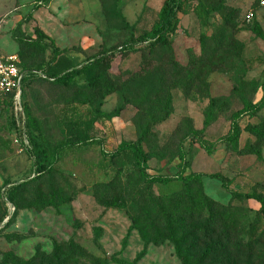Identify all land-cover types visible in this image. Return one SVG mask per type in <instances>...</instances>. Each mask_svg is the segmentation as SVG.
Segmentation results:
<instances>
[{
	"label": "rangeland",
	"instance_id": "374dc122",
	"mask_svg": "<svg viewBox=\"0 0 264 264\" xmlns=\"http://www.w3.org/2000/svg\"><path fill=\"white\" fill-rule=\"evenodd\" d=\"M198 1L181 0L185 13L178 15V31L162 45L138 39L158 23L166 0H0V55L45 67L55 47L76 65L60 82L27 84L24 100L42 137L32 119L27 131L10 109L0 108V264L34 258L35 264H50L59 246L61 261L71 254L72 264H182L168 239L146 242L137 231L130 232L126 210L96 202L95 185L111 176L103 167L100 145L53 156L55 146L67 138L70 118L86 120L96 112L111 116L95 124L106 150L137 141L140 123H146L149 174L202 175L204 195L218 206L214 218L202 222L216 226L209 229L213 236H201L197 259L211 246L215 250L206 264H264V239L251 251L247 247L254 229L258 235L264 231L261 205L232 194H264V144L247 129L264 122V104L237 118L241 134L236 148L225 139L234 115L264 100V8L258 0H203L213 8L203 25L194 13ZM91 65L113 92L103 96V89L91 86L87 71L92 70L86 69ZM144 98L149 101L143 103ZM214 102V117L206 125ZM50 164L53 170L48 171ZM215 174L230 181L229 190L210 177ZM23 184L19 204L13 206L5 189ZM151 189L159 196L179 193L183 185ZM131 206L132 212L139 211ZM224 212L228 220L238 221L246 245L239 251L219 238ZM223 247L230 255L216 250Z\"/></svg>",
	"mask_w": 264,
	"mask_h": 264
},
{
	"label": "trees",
	"instance_id": "16d2710c",
	"mask_svg": "<svg viewBox=\"0 0 264 264\" xmlns=\"http://www.w3.org/2000/svg\"><path fill=\"white\" fill-rule=\"evenodd\" d=\"M48 1V0H43ZM260 0H258V4ZM260 6V4H259ZM212 7L203 0L198 1V4L194 7V13L201 20L202 24H207L210 11ZM183 10V4L181 0H166L160 13L159 21L153 27V29L138 39L139 43L146 41H156L162 45L168 44L170 36L175 35L178 31L180 21L179 13H185ZM54 58L45 67H30L24 66L19 61L18 66L22 72H24L25 78L23 80V107L25 112V129L28 131L29 120L35 125V131L40 137H42L43 131L40 123L31 116L29 108L26 105L25 91L27 84L32 80H39L47 83H57L62 81L68 76V74L76 68L75 63L67 56L62 54L57 48L54 47ZM95 69L94 65L87 66L86 69ZM41 72L46 78L38 76L34 72ZM87 79L91 86L98 89H103L104 95L113 92V88L108 86L103 76H99L87 71ZM53 79V80H51ZM147 98H144L142 102H148ZM264 100L258 105V107L251 106L250 104L245 106V109L234 115V121L232 128L225 138L230 145L236 148L238 139L241 134V130L237 125V118L244 111H256L263 107ZM157 104L155 107H157ZM215 102L210 107L205 124L207 125L214 117ZM168 107V105H166ZM0 108L11 110V104L9 102L0 103ZM119 114V112H118ZM13 115V114H12ZM147 117L149 120L153 119L151 109L147 111ZM111 116L96 112V114H90V117L86 120H82L81 117H71L66 123L67 138L62 143L58 144L54 148V157L59 152H67L69 149L75 147L90 146L98 144L101 146V153L103 158V167L107 169L111 176L107 183H100L94 187V198L97 203L110 209H123L131 216L132 225L131 231H137L143 240L146 242H152L155 244L161 243L164 237L168 239L175 247L177 256L181 260L182 264H206L210 257V254L215 250V247H207L202 256L197 259V248L203 235L207 240L210 235L209 229L215 227L213 222L202 225L203 220L210 218L212 220L215 214V208L218 206L215 202L208 199L203 193L202 175L199 173H192L189 175H178L176 178L165 175H151L148 173L149 161L151 159L150 153L146 152L143 147V142L147 138L149 129L143 128L148 125L140 123L141 137L134 142H122L115 150L108 151L104 147L103 143L97 140L95 124L99 121L109 120ZM143 122V120H140ZM142 125V126H141ZM257 139V141L264 144V122L250 126L247 128ZM193 135L197 136L201 134V131H193ZM205 144V142H204ZM33 146V144H32ZM31 145L25 146L28 152L34 155V148ZM208 153H212V148L205 146ZM260 152H257V154ZM35 156V155H34ZM36 158V157H35ZM182 161H185L184 155L181 154ZM38 163V162H35ZM37 165V175L41 174L40 167ZM53 164L48 166V171L53 170ZM213 179L220 180L223 187L226 190L230 189V181L222 175H211ZM172 182L182 183L183 189L179 193H169L164 195L155 196L151 187L153 185H168ZM27 184V183H26ZM23 185L8 186L5 189V195L7 200L13 205L18 206L19 198L18 194L23 188ZM232 192V191H231ZM233 195L244 199H253L261 205L260 212L264 217V194L253 191L251 193L238 194L232 192ZM2 196V194H1ZM144 199L142 204L140 200ZM136 205L139 211L134 209L132 204ZM47 204L51 205L50 202ZM36 207L35 204L30 207ZM43 207V206H42ZM221 207V206H219ZM17 208V207H16ZM223 208V207H222ZM224 209V208H223ZM222 209V210H223ZM224 211V210H223ZM222 216L226 219L220 223V229L222 234L219 238L227 239L229 245H233V249L241 250L246 245L243 244L244 238L241 230L239 229L238 221L236 219L228 220V213L224 212ZM256 237V238H254ZM259 239H264V231L259 235L257 229L252 232V238L247 244L248 249L251 251L254 249V245L259 244ZM79 249L80 253H84L83 249ZM223 249L225 254H229L226 247L216 249L220 251ZM62 247H56L54 253L51 255V263L56 264H72L69 263L71 257L67 255L61 261V256L64 254ZM230 255V254H229ZM105 260L103 264H107ZM18 264H35V258L23 261ZM251 264V263H247Z\"/></svg>",
	"mask_w": 264,
	"mask_h": 264
},
{
	"label": "built area",
	"instance_id": "2783aa9c",
	"mask_svg": "<svg viewBox=\"0 0 264 264\" xmlns=\"http://www.w3.org/2000/svg\"><path fill=\"white\" fill-rule=\"evenodd\" d=\"M259 4L261 8H264V0H260ZM252 17V13L247 16L248 19H252ZM18 63L19 60L16 56L0 55V103L9 102L11 104V113L17 120L23 121L25 129L22 93L23 80L26 74L21 71ZM34 73L42 78H46L41 72L35 71Z\"/></svg>",
	"mask_w": 264,
	"mask_h": 264
}]
</instances>
